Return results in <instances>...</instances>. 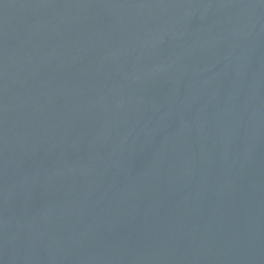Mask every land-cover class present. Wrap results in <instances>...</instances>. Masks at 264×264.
Here are the masks:
<instances>
[{"label": "water", "instance_id": "water-1", "mask_svg": "<svg viewBox=\"0 0 264 264\" xmlns=\"http://www.w3.org/2000/svg\"><path fill=\"white\" fill-rule=\"evenodd\" d=\"M0 264H264V0H0Z\"/></svg>", "mask_w": 264, "mask_h": 264}]
</instances>
